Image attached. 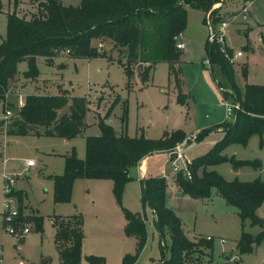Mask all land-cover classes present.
Returning a JSON list of instances; mask_svg holds the SVG:
<instances>
[{"label":"rangeland","instance_id":"1","mask_svg":"<svg viewBox=\"0 0 264 264\" xmlns=\"http://www.w3.org/2000/svg\"><path fill=\"white\" fill-rule=\"evenodd\" d=\"M32 1L17 0L15 4V0H0V44L7 35V15L14 11L25 12ZM61 3L77 6L78 0H61ZM243 5L247 10L245 18L238 15ZM185 10L186 24L180 40L188 39L190 53L187 56L185 50L180 51L177 85L172 78L168 80L167 65L160 62L154 66L147 83L141 85L134 74L127 86L125 75L116 63L117 51L110 43L100 45L98 40H93L92 46L97 52H105V56L72 59L66 53H60L53 64H46L43 58H39L40 74L35 81L24 78L26 63L18 64L16 89L19 94L58 95L63 91L69 92L70 98L86 99L87 110L82 130L72 140L31 135L0 137L5 147L0 155V264H40L42 258L49 264H60L52 226V218L59 215L82 217L83 256L100 257L105 264H122L125 258L132 259V264L157 263L164 251L168 253L170 241L165 232L162 239L159 238L151 223L150 209L140 200L139 181L149 177L164 180L165 204L181 221L184 236L189 241L212 240L208 264L263 263L264 244L240 256L236 252L241 232L255 235L259 232L257 226H251L247 221L242 223L236 210L226 205L214 189L210 190L209 198L194 199L183 194L175 183L178 171L182 177L185 175L187 162L206 154L222 137V133L215 129L194 141L193 138L204 130L203 126L208 122H218L219 118L223 122H232L222 117L220 105L223 107L224 100L215 83V80H220L219 73L214 69L211 75L205 65L204 45L209 28L203 23L204 13L189 7ZM220 16L221 23H227L221 33L223 42L220 46L225 45L232 53L230 62L235 83L241 90L244 85H264V0H251L245 4L242 0H225ZM220 24L213 28L216 30ZM236 53L240 55L234 57ZM19 94L12 97L16 109L25 99L18 98ZM99 121L109 125L117 135L123 134L128 138L156 140L165 133L180 131L189 140L167 153L147 158L143 171L138 169L143 159L130 168L119 200L112 195L110 180L78 179L72 187L71 201L56 205L51 177L63 172L66 154L74 150L78 159L84 157V138L99 134ZM175 148L179 149L176 158L173 155L176 154ZM222 154L242 164L256 161L258 166L239 165L236 168L225 162L208 167L207 171L214 172L226 182L255 179L264 182V135L250 137L244 146L231 144ZM26 159L37 164L29 174L21 169L22 160ZM3 173L13 177V191H23L26 195L25 204H22L24 213L33 212L42 219L40 232L33 230L32 223H24L23 227L30 233L19 241L3 227ZM18 204L15 199L16 210ZM28 208L31 211L26 212ZM123 209L144 220L145 243L140 251L135 239L123 233ZM255 214L264 222V195ZM15 226L20 229L17 222ZM80 264L88 262L82 257Z\"/></svg>","mask_w":264,"mask_h":264},{"label":"trees","instance_id":"2","mask_svg":"<svg viewBox=\"0 0 264 264\" xmlns=\"http://www.w3.org/2000/svg\"><path fill=\"white\" fill-rule=\"evenodd\" d=\"M251 0H242L248 3ZM224 0H78L77 6H66L60 0H34V12L21 15L14 11L7 15V35L0 44V100L9 95V109L13 110L6 132L7 136L57 137L64 140L76 138L83 127L87 101L81 97L70 98L69 92L58 95L29 94L24 106L16 109L12 94L19 83L18 64L25 62V79L35 81L39 76L37 61L43 58L52 64L60 54L66 53L72 59H90L105 56L92 46L93 40L110 43L117 51L116 63L121 67L126 85L134 74L141 85L149 81L154 66L163 62L167 65V78L179 82L180 50L175 48L176 38L184 31L186 7L204 13L203 23L213 28L222 22L221 4ZM17 4V0H15ZM219 5L215 8V6ZM208 27V25H207ZM223 49L224 52L221 51ZM205 60L211 75L215 69L220 80H215L222 99L237 104L232 122L200 131L194 141L201 139L209 131L221 128L222 137L206 154L186 163L184 171L189 178L176 174L175 183L179 190L190 198L207 199L214 189L224 203L236 210L243 223L257 226L255 235L240 234L236 242V252L240 256L249 253L259 244H264V222L256 214L264 195V182L255 179L250 182H226L208 167L229 162L232 167L258 163H239L228 159L222 152L231 144L244 146L252 136L264 135V85H244L242 90L234 80L231 51L216 41L206 40ZM226 54V56H225ZM244 69H242V73ZM3 125L0 121V128ZM99 134L84 138V157L78 159L75 151L64 157V169L60 175L51 177L53 202L67 204L71 201L72 187L78 179H108L112 183V195L119 200L123 186L128 181L127 172L144 157L160 152H168L174 146L188 141L182 132L165 133L156 140L128 138L117 135L103 121L98 122ZM143 187V192L141 191ZM140 200L147 204L152 213V224L160 239L164 232L170 245L160 260L154 264H208L211 241L196 239L189 241L183 233L179 218L165 205L164 180L149 177L140 181ZM18 200L19 228L24 223H32L33 230L40 232L42 219L35 213L25 214L23 196L13 191ZM25 209V208H24ZM126 237H133L137 250L145 243L144 220L137 214L123 209ZM54 245L60 264H80L84 257L88 264H105L97 256H83L81 246L82 217L54 216ZM125 258L122 264H132ZM40 264H49L42 259Z\"/></svg>","mask_w":264,"mask_h":264},{"label":"built area","instance_id":"3","mask_svg":"<svg viewBox=\"0 0 264 264\" xmlns=\"http://www.w3.org/2000/svg\"><path fill=\"white\" fill-rule=\"evenodd\" d=\"M245 4V3H243ZM239 16H242V18H245L247 15V10H246V6L243 5L240 12L238 13ZM232 22V19L229 21ZM227 23L223 22L219 25V27L215 30L214 28H211V26L208 25L209 28V35L207 37V40L209 42L212 41H216V43H222L223 39H222V30L223 28L226 26ZM180 38V35L176 38V44H175V48L177 50H182L183 49V44L177 42V40ZM223 47V46H222ZM222 52L223 49H221ZM68 53V52H65ZM240 55V53H236L234 55V57H238ZM226 56V54H225ZM231 59V58H230ZM206 66H208V63L206 61L205 63ZM19 98H22L21 96ZM21 100V99H20ZM9 103V95L6 96L5 101H1L0 100V105L2 107V116L0 118V121H2L3 125L0 128V137H2V139L5 137H7V132H6V128L7 125L10 121V119L13 116V110L9 109L8 106ZM24 106V101H20L19 105H18V109H21ZM16 108V107H15ZM238 108V106H235L234 104H230L226 101H224L223 103V109H224V120L225 121H229V120H233V113L234 111H236ZM3 140H0V155L3 154L5 147L4 144L2 143ZM176 149V154H173L176 158L178 156V152L179 149ZM172 158V157H171ZM35 166V162L33 160H27L26 161V167H34ZM187 179L189 178V175L187 172H185L184 175ZM2 177L4 179V201H3V214H2V220H3V227L4 229L12 236L14 237V239L16 241H19L22 236L27 235L30 233L28 228H20L17 229L16 225V218L18 216V212L16 210V205H15V198L13 197V186H14V179L11 175H8L7 173H3ZM207 241H211L210 238H205ZM220 243H223L222 240H219ZM0 255H1V251H0ZM264 264V261L263 263Z\"/></svg>","mask_w":264,"mask_h":264},{"label":"crops","instance_id":"4","mask_svg":"<svg viewBox=\"0 0 264 264\" xmlns=\"http://www.w3.org/2000/svg\"><path fill=\"white\" fill-rule=\"evenodd\" d=\"M61 1V0H60ZM224 2H225V0H224ZM224 2L221 4V8L223 7V5H224ZM219 5H217V6H215V8L216 7H218ZM221 10V9H220ZM34 12V6L33 5H31L28 9H26V11L24 12V11H21V12H19V14H21V15H25V14H28V13H33ZM182 34H183V32L180 34V37L182 36ZM184 37V36H183ZM179 40V43H182L183 44V49L182 50H185V54H187V56L189 55V53H190V44H189V41H188V39H181L180 40V38L178 39ZM178 40H177V42H178ZM104 43V42H103ZM103 43H100V45H102ZM181 51V50H180ZM53 64V63H52ZM218 90V89H217ZM16 91V92H15ZM15 91H14V93L12 94V96L11 97H17V94H19V92H17V89H15ZM22 98L23 97H25V96H22L21 94H19ZM20 96H18V98L20 97ZM224 102V101H223ZM221 106V109H222V117H223V120H224V109H223V107H222V105H220ZM206 119H207V117H205ZM221 123H223V121H222V119L221 118H219V120H218V122H208L206 125H204L203 127H204V129L206 128L207 129V127H213V126H216V125H219V124H221ZM201 128V127H200ZM221 133H222V130H221V128H217ZM66 141H68V140H66ZM160 153H164V152H160ZM165 153H167V152H165ZM69 154V153H68ZM153 154H158V153H153ZM153 154H150V155H148V156H146L145 158H143V161L141 162V165H140V167L138 168V169H140V171H143V165L146 163L145 161H146V159L147 158H149L150 156H152ZM67 155V154H66ZM65 155V156H66ZM64 156V157H65ZM27 160H31V159H26V160H22V167H21V169L24 171V172H26L27 174H29V172H30V170H33V169H35L36 167H37V164L35 163V166L34 167H26V161ZM141 181V180H140ZM140 181H139V185H140ZM14 192H20L21 193V195L22 196H24L23 197V204H25V201H26V195L23 193V191H15V189H14ZM56 205H62V204H56ZM166 205V204H165ZM166 207H168L169 208V206H167L166 205ZM170 209V208H169ZM29 208L28 209H26V212H29ZM31 211V210H30ZM59 216H61V215H59ZM62 217H65V216H62ZM150 219H151V223H152V213H151V211H150ZM154 227V226H153ZM183 228V227H182ZM82 244H83V241H82ZM81 252H82V246H81ZM43 259V258H42Z\"/></svg>","mask_w":264,"mask_h":264},{"label":"water","instance_id":"5","mask_svg":"<svg viewBox=\"0 0 264 264\" xmlns=\"http://www.w3.org/2000/svg\"><path fill=\"white\" fill-rule=\"evenodd\" d=\"M142 180H143V179H142ZM142 180H141V181H142ZM141 191L143 192V187H141Z\"/></svg>","mask_w":264,"mask_h":264}]
</instances>
